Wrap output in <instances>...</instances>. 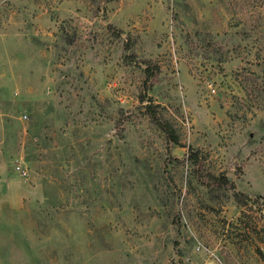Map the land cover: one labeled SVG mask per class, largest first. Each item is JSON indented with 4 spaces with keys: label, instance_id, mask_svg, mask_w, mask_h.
Returning <instances> with one entry per match:
<instances>
[{
    "label": "rangeland",
    "instance_id": "374dc122",
    "mask_svg": "<svg viewBox=\"0 0 264 264\" xmlns=\"http://www.w3.org/2000/svg\"><path fill=\"white\" fill-rule=\"evenodd\" d=\"M0 264H264V0H0Z\"/></svg>",
    "mask_w": 264,
    "mask_h": 264
},
{
    "label": "trees",
    "instance_id": "16d2710c",
    "mask_svg": "<svg viewBox=\"0 0 264 264\" xmlns=\"http://www.w3.org/2000/svg\"><path fill=\"white\" fill-rule=\"evenodd\" d=\"M109 1V0H108ZM158 66L153 65L150 60L146 61V67L144 68L145 71V79L148 81L149 85L151 86L155 79L157 78L158 74ZM144 101V96H140V102ZM157 104H153L149 102L144 106V109L146 113L149 115L150 120L153 122V124L163 133L166 142L180 145L179 136L176 132V130L172 127V125L167 121L164 120L157 111ZM189 159L192 163V165H198L196 169H192L194 171H201V164L202 160L199 159L198 153L196 151H192L189 154ZM203 183L209 186L211 190H217L221 188H234V183L229 181L226 176L219 175L215 176L211 173H208L206 175L205 179L201 180ZM233 196L236 202L238 204H245L246 200L244 198V195L238 191L233 192Z\"/></svg>",
    "mask_w": 264,
    "mask_h": 264
},
{
    "label": "built area",
    "instance_id": "2783aa9c",
    "mask_svg": "<svg viewBox=\"0 0 264 264\" xmlns=\"http://www.w3.org/2000/svg\"><path fill=\"white\" fill-rule=\"evenodd\" d=\"M22 117H23V118H26L27 115L24 114V115H22ZM15 167H16V168H17L22 174H25V173H26V172H25V169H20L19 166H17V165H16Z\"/></svg>",
    "mask_w": 264,
    "mask_h": 264
}]
</instances>
